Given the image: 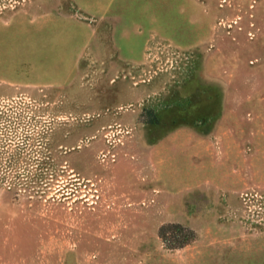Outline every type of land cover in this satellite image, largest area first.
I'll return each instance as SVG.
<instances>
[{
  "label": "rangeland",
  "instance_id": "1",
  "mask_svg": "<svg viewBox=\"0 0 264 264\" xmlns=\"http://www.w3.org/2000/svg\"><path fill=\"white\" fill-rule=\"evenodd\" d=\"M0 264H264V0H0Z\"/></svg>",
  "mask_w": 264,
  "mask_h": 264
},
{
  "label": "trees",
  "instance_id": "2",
  "mask_svg": "<svg viewBox=\"0 0 264 264\" xmlns=\"http://www.w3.org/2000/svg\"><path fill=\"white\" fill-rule=\"evenodd\" d=\"M177 229V226H176V228H175V233L177 234L178 233V231L176 230ZM162 234V233H161Z\"/></svg>",
  "mask_w": 264,
  "mask_h": 264
}]
</instances>
